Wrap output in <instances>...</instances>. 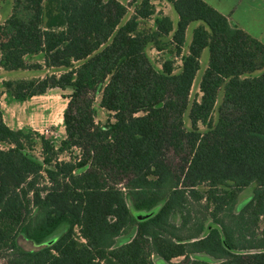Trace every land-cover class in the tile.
I'll return each mask as SVG.
<instances>
[{"label":"trees","instance_id":"trees-1","mask_svg":"<svg viewBox=\"0 0 264 264\" xmlns=\"http://www.w3.org/2000/svg\"><path fill=\"white\" fill-rule=\"evenodd\" d=\"M13 1L0 67L47 73L6 93L70 92L57 144L0 106L2 264H264V42L205 0Z\"/></svg>","mask_w":264,"mask_h":264},{"label":"rangeland","instance_id":"rangeland-1","mask_svg":"<svg viewBox=\"0 0 264 264\" xmlns=\"http://www.w3.org/2000/svg\"><path fill=\"white\" fill-rule=\"evenodd\" d=\"M126 3L128 0H120ZM225 15H231V17L239 23L240 27H243L252 37L264 42V0H205ZM13 0H6L0 5V22H4L12 13ZM157 9V15L159 12L169 15L175 22L178 21V14L169 0H152ZM132 13L130 10L122 22L126 21ZM198 21L190 23L186 32V43L183 48V52L186 53L188 45L191 42L193 30L198 24ZM144 27H153L154 20L147 19L142 24ZM148 53L151 60L157 65L161 66V62L172 57L175 59V64L179 69L181 66V57L174 55L164 49L158 51L155 48H149ZM210 57L209 49H204L201 57L200 69L196 74L194 84L190 94V102L194 99H199L201 91L199 83L207 68ZM32 61V58H31ZM46 70H6L0 67V106L4 113V118L7 124L13 128H25L34 129L42 132L46 129L52 131L48 134V137L54 140L57 144L65 134V128L63 124V112L67 104V98L62 94H68L70 89L62 91L59 88H52L47 94L38 95L25 101L13 99L6 93L4 82L6 80H15L19 78L30 77H43L46 75ZM222 94L220 95V99ZM94 106L96 109L95 118L98 122L104 123L109 118L110 113L100 105V96L95 99ZM186 123L188 124L187 114ZM251 192V188L248 189ZM60 232L57 234L59 235ZM20 243L27 249H37L30 241H26L22 236H19ZM3 255V254H2ZM0 255V264H2L3 258ZM183 257L174 258L173 262L177 263L182 260Z\"/></svg>","mask_w":264,"mask_h":264},{"label":"built area","instance_id":"built-area-1","mask_svg":"<svg viewBox=\"0 0 264 264\" xmlns=\"http://www.w3.org/2000/svg\"><path fill=\"white\" fill-rule=\"evenodd\" d=\"M41 133L44 134L46 137H48V134L52 133V131H50L49 129H46L42 131Z\"/></svg>","mask_w":264,"mask_h":264},{"label":"crops","instance_id":"crops-1","mask_svg":"<svg viewBox=\"0 0 264 264\" xmlns=\"http://www.w3.org/2000/svg\"><path fill=\"white\" fill-rule=\"evenodd\" d=\"M119 1H120V0H119ZM128 1H129V0H128ZM128 1H127V2H128ZM120 2H122V1H120ZM127 2H126V3H127ZM206 2H207V1H206ZM122 3H123V2H122ZM216 9H217V8H216ZM220 12H221V11H220ZM227 16H229L232 20H234V19L231 17V15H227ZM234 21L237 22L236 20H234ZM237 23H238V22H237ZM238 24H239V23H238ZM242 28H243V27H242ZM243 29H244V28H243ZM34 97H35V96H34ZM32 98H33V97H32ZM4 119H5V118H4Z\"/></svg>","mask_w":264,"mask_h":264}]
</instances>
